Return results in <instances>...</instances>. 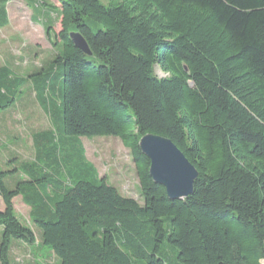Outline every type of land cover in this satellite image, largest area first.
I'll use <instances>...</instances> for the list:
<instances>
[{
    "label": "trees",
    "instance_id": "trees-1",
    "mask_svg": "<svg viewBox=\"0 0 264 264\" xmlns=\"http://www.w3.org/2000/svg\"><path fill=\"white\" fill-rule=\"evenodd\" d=\"M58 1L40 13L60 16L57 33L43 22L60 47L49 67L26 78L0 67V112L30 83L62 126V138L34 134V163L14 189L0 167V264H14V240L59 264H264V0ZM147 133L195 166L191 195L171 200L152 180L139 147ZM95 136L129 149L143 204L86 159L80 137ZM47 138L57 140L56 173L41 161ZM18 195L30 225L16 216Z\"/></svg>",
    "mask_w": 264,
    "mask_h": 264
},
{
    "label": "rangeland",
    "instance_id": "rangeland-1",
    "mask_svg": "<svg viewBox=\"0 0 264 264\" xmlns=\"http://www.w3.org/2000/svg\"><path fill=\"white\" fill-rule=\"evenodd\" d=\"M44 1L60 6L58 0H0V67H8L16 76L26 78L29 73L47 69L60 51V47L53 45L47 38L43 24L46 19L51 18L52 31L57 33L61 28L60 16L56 11L49 16L41 15L42 9H49L47 6L43 7ZM3 10L7 13L6 18ZM155 73L158 77L166 76L157 66ZM47 130H53L55 138L59 135L62 138L61 121L56 117L51 118L41 108L32 84L27 83L16 94V102L0 112V167L10 171L5 179L9 189H14L19 182L26 179L23 166L33 164L35 160L33 136ZM80 141L84 146L86 159L95 166L99 177H104L123 196L143 204L135 162L121 140L114 136H95L80 137ZM44 144L46 157L41 161L48 172L56 173L57 152L54 153L53 147L57 145V140L52 142L47 138ZM60 165L62 167L61 162ZM13 204L19 220L30 225V208L20 195L13 198ZM0 208H3L1 198ZM35 230L40 238V230ZM11 258L14 264L33 261L40 264H59V260L46 247H29L15 240Z\"/></svg>",
    "mask_w": 264,
    "mask_h": 264
},
{
    "label": "water",
    "instance_id": "water-1",
    "mask_svg": "<svg viewBox=\"0 0 264 264\" xmlns=\"http://www.w3.org/2000/svg\"><path fill=\"white\" fill-rule=\"evenodd\" d=\"M69 37L84 54L92 56L80 32L71 31ZM139 147L150 161V177L165 188L169 199H183L192 194L198 171L169 138L147 133L139 139Z\"/></svg>",
    "mask_w": 264,
    "mask_h": 264
}]
</instances>
